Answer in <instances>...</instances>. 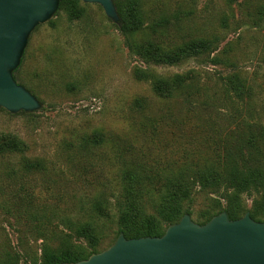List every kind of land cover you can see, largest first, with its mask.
I'll return each instance as SVG.
<instances>
[{
    "label": "trees",
    "instance_id": "trees-1",
    "mask_svg": "<svg viewBox=\"0 0 264 264\" xmlns=\"http://www.w3.org/2000/svg\"><path fill=\"white\" fill-rule=\"evenodd\" d=\"M114 2L120 17L115 27L130 54L146 65L177 66L196 60L222 65L228 71L217 78L200 68L162 76L150 68L136 67L135 77L150 83L158 99L179 100L189 113L199 111L205 116L203 124L186 143L168 147L157 138L158 126L171 118L163 112L151 114L147 100L136 99L130 109L134 140L96 131L83 134L72 145L80 161L88 165L93 163V148L110 146L111 160L118 167L114 185L97 181L93 193L78 198L76 206L51 203L46 197L38 199L35 191L21 184L22 178L35 173L49 179L61 176L44 159L28 158L29 146L23 139L0 133V155L22 156L19 169L12 168L8 175L15 187L0 189L5 198L0 208L13 219L9 225L18 233L15 243L6 239L0 247V264L79 262L110 247L120 234L128 239L163 236L186 214L200 225L222 212L231 220L250 212L254 220L264 222V89L242 67L252 57H236L231 42L221 49L220 36L165 45L170 24L167 18L146 26L139 0ZM225 2L241 14L224 16L221 28H228L232 18L235 30L264 29V4L252 9L251 0ZM80 3L61 0L59 11H66L71 20L80 19L84 11ZM236 43L241 45L240 40ZM260 60L264 62L263 55ZM19 69L14 78L21 83ZM139 137L146 141L138 142ZM113 210L118 228L111 243L103 247L109 229L99 221L111 222Z\"/></svg>",
    "mask_w": 264,
    "mask_h": 264
},
{
    "label": "rangeland",
    "instance_id": "rangeland-1",
    "mask_svg": "<svg viewBox=\"0 0 264 264\" xmlns=\"http://www.w3.org/2000/svg\"><path fill=\"white\" fill-rule=\"evenodd\" d=\"M139 1L146 26L162 18L170 21L165 45L220 36L221 49L231 42L236 57H252L242 67L249 77L257 78L264 89V62L260 60L264 56V29L235 30L232 18L228 28H221L224 16H230L231 12L240 16L234 6L231 8L225 0ZM251 1L252 9L264 4V0ZM80 7L84 10L80 19L71 20L66 11L60 10L30 36L17 78L19 84L40 100L42 108L32 116L0 109V133L23 139L29 146L28 158L44 159L61 176V179L58 176L49 179L35 173L22 178L21 184L35 191L40 196L38 199L46 197L51 203L61 201L67 207L76 206L82 195L92 194L98 182L114 185L118 171L116 163L111 160L110 146L93 148V161L90 158L93 163L88 165L80 161L72 145L83 134L96 131L134 140L136 131L131 126L130 109L136 99H146L151 114L163 112L171 118L158 126L157 138L168 147L186 143L198 125L203 124L205 116L199 111L189 113L179 100L158 99L150 83L135 77L136 67L150 68L162 76L200 68L217 78L228 71L222 65L200 64L196 60L177 66H148L130 54L123 35L100 5L81 1ZM239 40L240 46L236 43ZM145 141L144 137L138 138V142ZM21 161L20 154L0 155V189L8 191L15 187L8 175L12 168L19 169ZM2 200L5 198L0 196V202ZM114 213L115 210L111 212V222L99 221L101 226L106 225L109 229L103 247L111 243L118 228ZM11 223L13 219L0 208V247L6 239L16 241L18 233L11 228Z\"/></svg>",
    "mask_w": 264,
    "mask_h": 264
},
{
    "label": "water",
    "instance_id": "water-1",
    "mask_svg": "<svg viewBox=\"0 0 264 264\" xmlns=\"http://www.w3.org/2000/svg\"><path fill=\"white\" fill-rule=\"evenodd\" d=\"M100 5L115 24L114 0H79ZM61 0H0V109L35 113L42 103L14 78L31 34L59 11ZM62 264H264V222L247 212L231 220L227 212L204 225L191 215L169 226L163 236L128 239L120 234L107 249L88 259Z\"/></svg>",
    "mask_w": 264,
    "mask_h": 264
}]
</instances>
